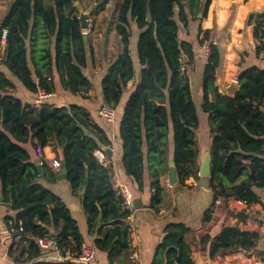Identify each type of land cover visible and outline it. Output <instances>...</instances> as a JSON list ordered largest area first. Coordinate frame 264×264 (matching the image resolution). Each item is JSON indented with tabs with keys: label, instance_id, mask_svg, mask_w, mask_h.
I'll return each mask as SVG.
<instances>
[{
	"label": "trees",
	"instance_id": "obj_1",
	"mask_svg": "<svg viewBox=\"0 0 264 264\" xmlns=\"http://www.w3.org/2000/svg\"><path fill=\"white\" fill-rule=\"evenodd\" d=\"M76 1L82 0H13L0 18V32L7 31L0 60L4 69H0V204L13 213L4 217L11 239L7 255L21 264H76L86 241L66 205L45 187L56 181L58 172L43 158H33L25 147L30 143L34 150L43 148L49 139L60 150L66 169L63 179L75 195L87 174L81 206L96 252L106 254L109 264L129 256L131 212L113 188L111 167L93 155L110 144L108 135L78 103L36 107L11 94L15 87L31 97L37 87L54 92L56 76L62 89L87 97L91 84L83 71L92 58V47L83 41L73 6ZM108 1L100 0L94 12L104 10ZM211 1L122 0L115 31L122 38L123 51L101 80V99L114 109L131 87L116 134L122 169L139 190L147 169L152 190L149 208L154 213L167 205L161 178L168 172L170 148L180 189L195 188L201 152L197 131L206 116L202 121L206 118L210 138L212 200L203 223L211 220L216 203L222 208L232 201L255 205L260 203L258 191L264 190V67L239 64V88L233 96L218 92L223 51L212 42L213 31L202 30L197 18L199 12L206 16ZM253 21L259 55L264 52V13L247 18V24ZM130 26L138 31V73L128 47ZM205 45L208 53L196 94L200 104L195 105L188 70L201 58ZM191 232L183 224H167L154 264H194L186 240ZM38 238L53 240L63 261H44ZM258 239L254 231L223 226L211 241L206 238V244L214 257L249 252Z\"/></svg>",
	"mask_w": 264,
	"mask_h": 264
},
{
	"label": "crops",
	"instance_id": "obj_2",
	"mask_svg": "<svg viewBox=\"0 0 264 264\" xmlns=\"http://www.w3.org/2000/svg\"><path fill=\"white\" fill-rule=\"evenodd\" d=\"M12 1L0 0V18L5 14ZM87 1V8H85L86 0L79 1V3L84 10L94 4L89 23L93 24L95 28L98 25H103V33L106 29L105 41L102 43L101 36L100 45L98 46L96 45V39L89 36L87 31V40L92 47V58L89 59L88 66L83 73L90 81L91 88L86 94L87 97L73 96L62 89L58 78L54 76V96L47 104L60 107L78 103L90 113L93 121L110 139V144L106 147L102 146L100 150L104 154L105 165L111 167L113 188L118 190L119 187H126L128 190L130 196L129 210L131 212L127 220L130 230L128 237L129 256L127 259L120 257L112 264H154L156 247L162 240L165 226L169 223H180L192 230L187 235L186 240L190 245L194 264H264V190L258 191L260 203L255 205L246 206L240 202L232 201L226 208H222L219 203H216L211 220L203 223L201 221L203 213L212 200L210 189L206 190L195 185L192 190H180L178 193L173 194L171 187L168 185L167 175H165L161 178V184L168 195L167 205L158 213H154L149 208L152 190L147 169H144L141 190L138 189L137 184L126 177L122 169L121 142L116 134L122 117V109L131 87L125 91L122 102L115 108V117L112 123H107L99 116V108L103 103L101 99V80L115 56L123 51L122 38L115 31L118 9L122 0H109L104 10L98 13H95L94 10L99 5L100 0ZM75 11L77 12L76 9ZM262 13H264V0H212L210 2L206 16L200 20L199 26L202 30L213 31L212 42L220 46L223 51L216 86L226 88L232 81H236L239 64L244 66L258 64L264 67V52L259 55L256 54L257 42L253 39L255 22L247 24V18L250 15ZM91 24L88 29L91 28ZM130 30L131 36L128 47L135 71L138 73L139 67L137 55L135 54L138 31L133 26H130ZM206 56L207 54L191 65V69L194 71L190 70L189 75L194 98H198L196 94L198 93L199 76L202 74ZM2 67L0 69L4 71ZM5 74L7 75L6 71ZM234 92L235 90L228 96H233ZM11 94L29 104L32 103L36 95L31 97L19 87H15ZM199 131L200 128L197 131L201 151L199 156L200 165L202 155L205 152L210 154V138L206 132L201 135ZM33 142L35 141H31L32 144ZM25 147L33 158H43L50 168H52L51 159L55 158L61 162L60 150L55 147L52 139H49L47 145L43 147L40 156H37L30 143L26 144ZM168 158L169 165L173 162L171 160L172 148L169 149ZM45 187L66 205L76 221L80 233L86 238L85 242L92 244V238L87 235V221L82 210L79 194L75 195L68 183L62 178H57L53 183H45ZM12 215L13 213L9 208L0 204V264H21L7 255L11 239L5 227L4 217ZM223 226H237L240 230L254 231L258 234L259 239L255 247L249 252L239 251L210 257L206 238L209 237V241H211ZM60 259V255L55 250H49L43 254V260L46 262H58ZM95 264H109L106 254L97 253Z\"/></svg>",
	"mask_w": 264,
	"mask_h": 264
},
{
	"label": "built area",
	"instance_id": "obj_3",
	"mask_svg": "<svg viewBox=\"0 0 264 264\" xmlns=\"http://www.w3.org/2000/svg\"><path fill=\"white\" fill-rule=\"evenodd\" d=\"M87 33V32H86ZM7 31L5 29H2L0 32V60L2 58L3 49L5 47V39H6ZM208 53V48L206 51V54ZM54 96L53 92H46L43 89L37 87L36 95L34 96V99L31 103L33 106H39L41 104L47 103L52 97ZM99 116L106 121L107 123H112L115 117V109L107 104L102 103L99 108ZM43 148L40 146H37L35 149V152L37 156H40L42 154ZM94 157L104 166L105 165V157L101 150H96L93 153ZM51 167L56 172H59L61 168V162L58 159H51ZM116 193L118 196H120L126 207L129 208L130 205V196L128 193V190L126 187H119L118 190H116ZM18 237H16L17 239ZM37 244L39 245L40 249L45 253L49 250H55V242L53 240L47 239V238H38ZM97 258V252L95 247L92 244L84 242L79 249V252L76 256V264H95ZM63 259L61 258L58 262H62Z\"/></svg>",
	"mask_w": 264,
	"mask_h": 264
},
{
	"label": "water",
	"instance_id": "obj_4",
	"mask_svg": "<svg viewBox=\"0 0 264 264\" xmlns=\"http://www.w3.org/2000/svg\"><path fill=\"white\" fill-rule=\"evenodd\" d=\"M185 2V0H184ZM73 6L75 7V9L78 12V22H79V28L82 32H84L83 34V41L87 42V31L89 28V21H90V15L94 9V4H91L90 7L86 10H84L79 1H76ZM202 12H199L197 15L198 19H202ZM147 21L150 22V17H147ZM105 37H106V29L104 30V33L102 35V43H104L105 41ZM184 62L187 63V58L185 56H183ZM239 88V84L236 81H232L226 88H221L219 85L217 86L218 92L223 95V96H228L233 90H237ZM210 154L208 152H205L200 160V165H199V174H198V181L196 183V186L201 187L203 189L209 190L210 188ZM36 167L37 170L39 172V174H41V167H40V163L36 162ZM66 173V169H65V164L64 162L61 163V168L59 170V172L57 173V178H64ZM167 179H168V185L171 187L172 189V193L176 194L178 193L181 189L178 183V179H177V174H176V169H175V165L174 163H169L168 165V172H167ZM87 181H88V177L87 174L85 175V180H84V186L81 189V191L79 192V196L83 197L84 193H85V187L87 185ZM2 199L0 198V201ZM101 213H99V217H98V222L101 220Z\"/></svg>",
	"mask_w": 264,
	"mask_h": 264
},
{
	"label": "rangeland",
	"instance_id": "obj_5",
	"mask_svg": "<svg viewBox=\"0 0 264 264\" xmlns=\"http://www.w3.org/2000/svg\"><path fill=\"white\" fill-rule=\"evenodd\" d=\"M87 7H88V1L86 0L85 8H87ZM90 24L91 23H89V25ZM91 25H92L91 28L88 29L89 36H91L93 39H96V41H97L96 45L98 46V45H100V39H101V36H102V33H103L102 32L103 25H98L97 28H95L93 24H91ZM206 51H207V45L204 46V53L202 54V56H201V58L199 60L204 58V56L206 55ZM135 54H136V51H135ZM183 62H184V59H183ZM184 64H186V63L184 62ZM200 80H201V75L199 76V83H200ZM193 101H194L195 105L200 104L199 97L198 98H193ZM199 113H200V118H201L202 117V113L201 112H199ZM204 117H206V116L204 115ZM204 117H202V119H204ZM202 119L200 120V131H199V134L201 133V135H203V132H206V134L208 136V129H207L208 127H207L206 118H205V121L204 120L202 121Z\"/></svg>",
	"mask_w": 264,
	"mask_h": 264
}]
</instances>
